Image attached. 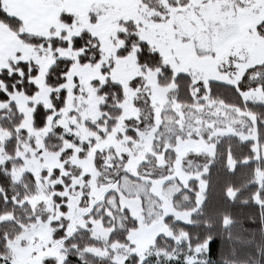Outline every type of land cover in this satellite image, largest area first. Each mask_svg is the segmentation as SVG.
Masks as SVG:
<instances>
[{
	"label": "snow or ice",
	"instance_id": "6c2138e0",
	"mask_svg": "<svg viewBox=\"0 0 264 264\" xmlns=\"http://www.w3.org/2000/svg\"><path fill=\"white\" fill-rule=\"evenodd\" d=\"M0 264H264V0H0Z\"/></svg>",
	"mask_w": 264,
	"mask_h": 264
}]
</instances>
